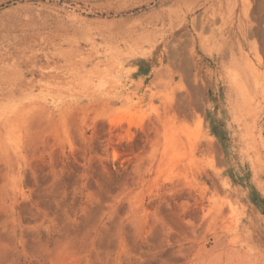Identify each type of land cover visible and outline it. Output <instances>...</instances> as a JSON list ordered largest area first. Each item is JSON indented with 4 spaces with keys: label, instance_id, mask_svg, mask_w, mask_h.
<instances>
[{
    "label": "rangeland",
    "instance_id": "obj_1",
    "mask_svg": "<svg viewBox=\"0 0 264 264\" xmlns=\"http://www.w3.org/2000/svg\"><path fill=\"white\" fill-rule=\"evenodd\" d=\"M0 264H264V0H0Z\"/></svg>",
    "mask_w": 264,
    "mask_h": 264
}]
</instances>
